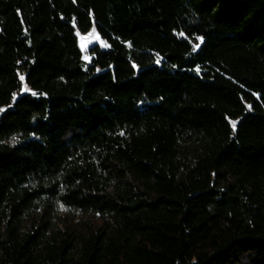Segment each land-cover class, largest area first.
I'll return each mask as SVG.
<instances>
[{
  "label": "trees",
  "instance_id": "16d2710c",
  "mask_svg": "<svg viewBox=\"0 0 264 264\" xmlns=\"http://www.w3.org/2000/svg\"><path fill=\"white\" fill-rule=\"evenodd\" d=\"M0 107V264H264V0H0Z\"/></svg>",
  "mask_w": 264,
  "mask_h": 264
},
{
  "label": "rangeland",
  "instance_id": "374dc122",
  "mask_svg": "<svg viewBox=\"0 0 264 264\" xmlns=\"http://www.w3.org/2000/svg\"><path fill=\"white\" fill-rule=\"evenodd\" d=\"M76 33L78 36V46L81 48V51H82V58L87 62H89V59H90L89 48L91 45L97 44L103 48L107 47V46H105L106 44L101 39L99 33L96 31L94 24L91 26V28L87 32H84V33L76 32ZM97 37H98V39H97ZM85 57H87V59H85ZM25 87H27V86L25 84H22L20 92H24L22 89H24ZM27 89H28V87H27ZM15 96H16V94H14V97ZM0 109L4 110L5 107H0ZM1 112L2 111H0V113Z\"/></svg>",
  "mask_w": 264,
  "mask_h": 264
},
{
  "label": "snow or ice",
  "instance_id": "6c2138e0",
  "mask_svg": "<svg viewBox=\"0 0 264 264\" xmlns=\"http://www.w3.org/2000/svg\"><path fill=\"white\" fill-rule=\"evenodd\" d=\"M97 39H98V37H97ZM105 46H107V45H105ZM195 47H199V45L197 44ZM85 59H87V57H85ZM20 79H21V81H23L24 80V77L23 76H21L20 77ZM23 91H28V89H27V87H25L24 89H22ZM0 111H3V109H0ZM231 123V126H232V129H233V131H235L236 130V121H231L230 122Z\"/></svg>",
  "mask_w": 264,
  "mask_h": 264
}]
</instances>
